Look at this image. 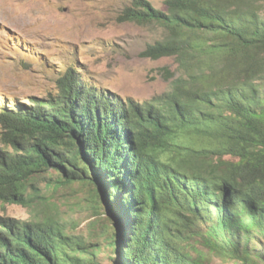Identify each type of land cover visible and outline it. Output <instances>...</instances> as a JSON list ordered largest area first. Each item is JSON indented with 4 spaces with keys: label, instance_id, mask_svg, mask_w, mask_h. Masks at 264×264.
Segmentation results:
<instances>
[{
    "label": "trees",
    "instance_id": "16d2710c",
    "mask_svg": "<svg viewBox=\"0 0 264 264\" xmlns=\"http://www.w3.org/2000/svg\"><path fill=\"white\" fill-rule=\"evenodd\" d=\"M166 6L120 15L167 31L140 52L174 58L164 92L124 98L67 67L46 95L0 100V209L34 217L0 212V264H101L105 249L114 264H264V0ZM74 181L87 235L52 219Z\"/></svg>",
    "mask_w": 264,
    "mask_h": 264
},
{
    "label": "rangeland",
    "instance_id": "374dc122",
    "mask_svg": "<svg viewBox=\"0 0 264 264\" xmlns=\"http://www.w3.org/2000/svg\"><path fill=\"white\" fill-rule=\"evenodd\" d=\"M150 1L167 9L166 0ZM128 4L130 0H0V100L27 101L32 95H46L54 91L56 78L67 67L79 69L124 98L145 100L164 92L168 82L163 67L176 69L174 58H147L140 52L146 44L164 39L167 31L158 22L122 20ZM57 191L52 219L68 226L67 232L87 235L94 218L83 199L85 189L74 181ZM3 211L34 219L22 204H3ZM116 256L105 249L101 264H114ZM212 264L240 263L216 258Z\"/></svg>",
    "mask_w": 264,
    "mask_h": 264
},
{
    "label": "clouds",
    "instance_id": "9594fccd",
    "mask_svg": "<svg viewBox=\"0 0 264 264\" xmlns=\"http://www.w3.org/2000/svg\"><path fill=\"white\" fill-rule=\"evenodd\" d=\"M131 1V0H130ZM128 5H130V4H128ZM127 6V5H126ZM126 21H128V20H126ZM134 22V21H133ZM104 87V86H103Z\"/></svg>",
    "mask_w": 264,
    "mask_h": 264
}]
</instances>
